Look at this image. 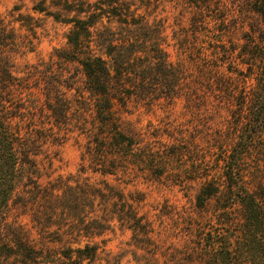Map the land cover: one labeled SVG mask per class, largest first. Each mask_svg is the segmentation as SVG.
I'll return each mask as SVG.
<instances>
[{
  "label": "rangeland",
  "instance_id": "rangeland-1",
  "mask_svg": "<svg viewBox=\"0 0 264 264\" xmlns=\"http://www.w3.org/2000/svg\"><path fill=\"white\" fill-rule=\"evenodd\" d=\"M122 1L126 2L125 7L114 11L116 15L112 12L101 14V10L88 6V0H81L79 6L97 12L98 16L93 19L96 36L108 27L119 32L127 30L123 23L126 19L133 29L139 30L144 25L155 28L152 36L161 39L175 65L184 67L183 78H187L182 81L188 83L192 59L185 39L193 35L196 28L185 2H118ZM235 2L238 1L223 0L231 7ZM68 4L72 11L65 9ZM77 8L71 0H0V82L12 80L24 85L23 88H1L0 101L4 102L5 114L10 117V128L39 140L35 146L37 166L31 170L35 178H24L20 191L0 217V264H22L14 255L20 240L39 252L37 262L31 264H73L61 255L62 250L86 243L98 244L99 249L93 261L85 260L82 264H203L198 254L193 256L188 252L196 251L195 245L203 234L222 231L231 236L234 243L243 237V216L238 203L222 214H218L217 208L219 194L210 197L204 209L196 205V196L207 174L223 186L218 160L233 143L235 128L222 132L221 114L208 112L198 103H189L181 95L185 89H177L180 95L174 94V98L140 102L132 99L128 111H123L124 118L141 134L143 151L157 152L168 160L164 175H158L164 170L160 165L157 173L136 164H129L128 171L117 174L94 171L84 159L89 134L81 129L91 119L86 115L82 118L84 123H80L76 99L80 98L78 90L83 89L85 74L79 62H66L57 56V51L70 48L68 35L74 24L62 20L76 17ZM224 9L221 15L227 13ZM55 15H59L58 20ZM229 18L232 19L226 28L232 29L231 34H227L224 24L210 17H207L209 25L202 23L200 30L204 37L201 39L208 42L209 53H215L209 36L230 44L232 40L243 42V36L248 35L247 18ZM93 47L95 52H102V47ZM238 59L233 52H226L210 62L228 72V68H236ZM59 93L64 94L68 106L67 117L57 122V115L49 104L61 100ZM221 135L225 141L216 149L213 143L216 144ZM186 140L190 141L189 146L185 145ZM251 144L253 149L244 159L245 179L255 186L264 185V130ZM177 146L180 148L178 155ZM150 158L155 160L154 156ZM192 158L198 160L195 166ZM60 178L70 180L72 185H109L123 194L143 218L144 231L119 221L113 213L116 206L111 202L98 206L100 200H97L93 205L85 193L73 199H62L63 204L71 202L72 206L66 210L61 206L57 211L53 207L44 208L45 203L31 191L36 182L47 185ZM70 220H74L73 223ZM67 222L72 224L69 230Z\"/></svg>",
  "mask_w": 264,
  "mask_h": 264
},
{
  "label": "trees",
  "instance_id": "trees-1",
  "mask_svg": "<svg viewBox=\"0 0 264 264\" xmlns=\"http://www.w3.org/2000/svg\"><path fill=\"white\" fill-rule=\"evenodd\" d=\"M71 1L78 5V15L70 20H62L68 24L74 23L68 35L70 48L57 51V56L66 62H79L85 74L83 89L78 90L80 98H76L80 123H84L82 118L86 115L91 119L81 127L90 138L84 152L85 161L94 171L104 174L128 171L129 164H136L148 167L153 173H157L160 165L164 170L158 172V175H164L168 160L157 152L143 151L141 134L125 120L123 111H128L132 99L140 102L153 98H174V94L180 95L177 89H185L181 95L189 103H198L208 112L221 114L222 132L235 128V132H232L233 143L223 158L218 160L224 179L223 186L207 174L196 196V205L204 209L207 200L219 194L218 214L226 213V209L238 203L243 216L242 240L234 243L225 232L211 230L200 237L198 245H195L196 251L188 252L193 256L198 254L203 264H264V185L249 183L245 179L244 167V159L253 149L251 143L264 130V0H237L232 7L224 4L223 0H183L193 14L192 25L196 28L193 33L195 36L185 39L188 43L186 49L190 50L192 59L188 69L191 78L185 84L182 81L187 78H183L184 67L173 63L161 39L152 36L156 31L152 26L133 29L126 19L123 23L128 29L123 32L108 27L97 36L94 34L96 24L93 19L98 16L95 10H101V14L112 12L116 15L114 11L125 7L126 2L88 0V6L95 8L90 12L79 6L81 0ZM65 9L72 11L71 5ZM222 9L227 13L221 15ZM229 16L247 18L250 23L246 31L248 35L243 36V42L232 40L230 44L209 36V42L215 45L212 49L215 53H209L208 42L201 39L204 37L200 30L202 23L209 25L207 17H210L220 25L224 24L227 34H231L232 29L226 28L232 19ZM55 18L58 20L59 15H55ZM226 31L222 29L223 33ZM93 46L102 47V52H95ZM226 52L237 55L239 62L235 69L228 68V72H223L210 61ZM5 81L3 84L0 82V91L3 87H24L12 80ZM65 85L72 87L71 84ZM59 94L61 100L49 104V108L57 115V122L67 117L65 111L68 106L64 94ZM3 104L0 101V217L6 212L13 196L20 191L24 178H35L31 170L37 166L35 157L38 153L35 146L39 142L30 134L24 135L10 128V117L5 114ZM41 128L44 129L43 126ZM224 141V136H219V141L213 143L214 148L219 149L220 143ZM181 142L184 143V140ZM187 143L190 141H185V145L189 146ZM176 149L178 155L180 148L177 146ZM150 156H154L155 160ZM192 159L195 166L198 160ZM86 185L88 188L80 184L72 185L70 180L60 178L47 185L36 182L31 193L40 197L45 203L44 208L53 207L56 211L60 206L64 210L72 206L69 200L66 204L60 202L62 199H73L85 193L93 205L97 200H100L98 206L111 202L116 206L113 213L119 221L130 228L144 231L142 229L146 225L143 224V218L123 194L115 192L109 185ZM22 204L26 205L24 202ZM127 205L129 209H126ZM69 223L67 230L72 225ZM98 249V244L86 243L76 248L68 246L62 250L61 255L73 264H82L85 260L93 261ZM14 255L22 264L36 263L40 257L38 250L23 244L21 240Z\"/></svg>",
  "mask_w": 264,
  "mask_h": 264
}]
</instances>
